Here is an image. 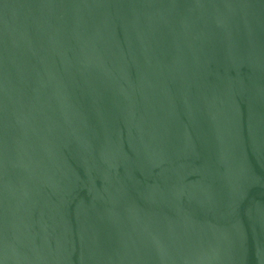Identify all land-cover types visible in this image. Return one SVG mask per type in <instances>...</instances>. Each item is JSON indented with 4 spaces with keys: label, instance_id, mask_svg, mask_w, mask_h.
Wrapping results in <instances>:
<instances>
[{
    "label": "water",
    "instance_id": "95a60500",
    "mask_svg": "<svg viewBox=\"0 0 264 264\" xmlns=\"http://www.w3.org/2000/svg\"><path fill=\"white\" fill-rule=\"evenodd\" d=\"M0 264H264V0H0Z\"/></svg>",
    "mask_w": 264,
    "mask_h": 264
}]
</instances>
